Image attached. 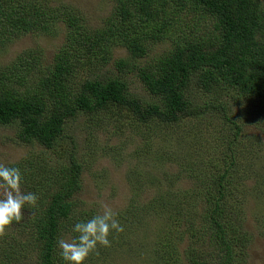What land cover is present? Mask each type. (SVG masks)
<instances>
[{
    "label": "trees",
    "instance_id": "obj_1",
    "mask_svg": "<svg viewBox=\"0 0 264 264\" xmlns=\"http://www.w3.org/2000/svg\"><path fill=\"white\" fill-rule=\"evenodd\" d=\"M109 1L94 22L71 3L0 0L1 44L62 33L51 62L26 48L14 80L0 73V125L42 148L1 175L15 196L0 219L4 264H250L249 198L264 238V0ZM116 47L128 54L115 58ZM79 116L117 140L110 153L126 131L138 139L114 213L82 195L87 167L66 132Z\"/></svg>",
    "mask_w": 264,
    "mask_h": 264
},
{
    "label": "rangeland",
    "instance_id": "obj_2",
    "mask_svg": "<svg viewBox=\"0 0 264 264\" xmlns=\"http://www.w3.org/2000/svg\"><path fill=\"white\" fill-rule=\"evenodd\" d=\"M55 1H61L67 4L71 3L77 6L84 13H88L94 22L101 17H105L112 6L109 0ZM61 42L62 33H53L48 30L44 32L34 31L24 33L13 38L10 42L5 44L0 43V73L13 75L12 80H14L15 75H17V70L15 72V57L21 50L26 48L37 51L39 56L43 55L42 59H40L42 62L44 60L51 62V58ZM163 46L164 44L157 45L152 52H149L147 56L141 58L142 64L146 65L150 63L158 53L167 47V45ZM127 54V50L124 47H116L113 51L115 58ZM105 71L106 69L104 68L102 72L104 73ZM35 73L24 75L23 80L28 77L33 78ZM130 83L132 91L142 97H147L146 91L141 88L138 81ZM13 84L14 86L21 87L20 84L15 85V81ZM93 130L95 129L90 128L87 124V119L82 116L70 121L66 128V132L77 139L78 154H81L84 158L87 167L83 172L84 184L82 195L84 199L88 200L90 204L96 205L102 212L114 213L122 209L127 202L126 194L128 193V184L125 175L133 166L135 160V158H130V151L139 142L137 138L130 137L131 133L126 131L125 144L123 142L122 145H119L120 148L115 149L121 152L119 157L115 159L114 155L117 152L114 153V150L110 153L108 146H114L117 140L115 138L109 139L108 136L110 134L108 132H100V129L93 135ZM245 132L250 135L259 133V130L250 126L248 127V132ZM15 133V124L0 125V219L5 212H15V199H13L15 196L8 194V182L1 175H11L6 167L12 162L26 157L29 150H42L41 146L37 144L30 145L19 142L15 138ZM121 139L124 140V137ZM259 143L263 144L261 151L264 154V140ZM120 160L122 161L119 162ZM97 181H100L101 186L99 188L96 186ZM261 199V202H264V194L261 196ZM257 209L258 205L255 204V200L249 198L245 206V224L246 228L254 235L249 249L250 264H264V238L258 236L255 230L254 214ZM9 231L15 232V224L12 225ZM3 232V230H0V254L2 253L1 248L6 246L8 240L7 238H3ZM127 235L129 238H132L134 233ZM140 241L144 243L146 236L140 238ZM4 259V256L0 255V264H4ZM142 260L141 258L137 264H148V262ZM25 264H31V261L26 259Z\"/></svg>",
    "mask_w": 264,
    "mask_h": 264
}]
</instances>
